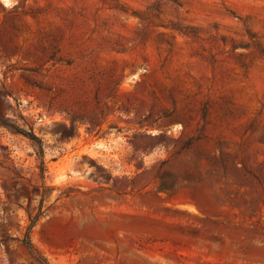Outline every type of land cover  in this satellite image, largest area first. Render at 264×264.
I'll use <instances>...</instances> for the list:
<instances>
[{"label": "rangeland", "instance_id": "1", "mask_svg": "<svg viewBox=\"0 0 264 264\" xmlns=\"http://www.w3.org/2000/svg\"><path fill=\"white\" fill-rule=\"evenodd\" d=\"M1 119L0 264H264V0H0Z\"/></svg>", "mask_w": 264, "mask_h": 264}, {"label": "trees", "instance_id": "2", "mask_svg": "<svg viewBox=\"0 0 264 264\" xmlns=\"http://www.w3.org/2000/svg\"><path fill=\"white\" fill-rule=\"evenodd\" d=\"M1 125L8 126L9 128L14 130L15 132L26 136L27 138L32 140L37 146H39L38 157H39L40 162H41V175L44 177L45 161H44V148H43L42 138L40 136H38L32 129L27 130V129L17 125L16 123H8L7 121L1 119L0 120V126ZM34 222H35V220H33V223ZM27 245L31 248V250H33V251L36 250L30 239H28Z\"/></svg>", "mask_w": 264, "mask_h": 264}]
</instances>
